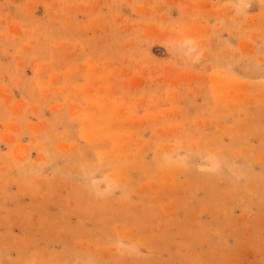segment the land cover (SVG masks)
<instances>
[{
	"label": "rangeland",
	"instance_id": "obj_1",
	"mask_svg": "<svg viewBox=\"0 0 264 264\" xmlns=\"http://www.w3.org/2000/svg\"><path fill=\"white\" fill-rule=\"evenodd\" d=\"M0 264H264V0H0Z\"/></svg>",
	"mask_w": 264,
	"mask_h": 264
}]
</instances>
